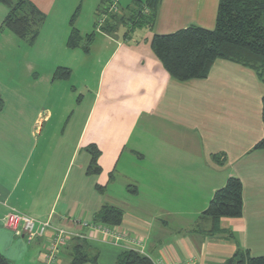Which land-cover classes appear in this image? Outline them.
I'll list each match as a JSON object with an SVG mask.
<instances>
[{"label": "crops", "instance_id": "obj_1", "mask_svg": "<svg viewBox=\"0 0 264 264\" xmlns=\"http://www.w3.org/2000/svg\"><path fill=\"white\" fill-rule=\"evenodd\" d=\"M29 1L45 17L35 41L0 31L11 45L0 48V253L10 264H40L45 242L4 226L12 208L77 234L56 264H70L80 243L84 264H115L135 249L152 264L263 255L264 150L253 149L264 135L263 80L216 59L206 77L179 81L150 46L154 34L213 30L219 0H160L152 27L129 30L96 26L102 0ZM116 1L119 17L134 2ZM74 10L82 41L69 48ZM7 12L0 4V24ZM58 69L69 75L55 78ZM90 145L97 174L87 172ZM228 177L242 184V212L214 223L203 212ZM103 205L121 210L120 224L94 221Z\"/></svg>", "mask_w": 264, "mask_h": 264}, {"label": "trees", "instance_id": "obj_2", "mask_svg": "<svg viewBox=\"0 0 264 264\" xmlns=\"http://www.w3.org/2000/svg\"><path fill=\"white\" fill-rule=\"evenodd\" d=\"M104 7L98 12L103 17L95 22L96 26H116L121 23L129 30L131 28L152 27L160 0H134L132 5L125 8L122 16L117 12H109L111 0H102ZM0 4L7 7L8 12L0 31L7 29L17 37L32 44L38 36L39 29L44 22V14L29 0H0ZM77 10L73 13L69 25L70 34L67 46L74 48L80 45L82 37L74 26ZM95 26V27H96ZM93 33L84 38V50H88V43ZM154 54L160 60L169 75L179 81L204 78L207 76L216 59L230 60L252 69L264 82V0H219L216 22L213 30L200 27H187L168 34H154L150 41ZM55 78H66L69 71L58 69ZM0 102V108H1ZM261 118L264 130V96L262 97ZM254 150H264V135L253 146ZM90 164L88 174H97L100 167L97 163L99 150L90 145ZM242 212V184L236 177H228L223 187L217 189L210 199L203 216L214 223L222 217H238ZM120 209L103 205L94 215V221L106 224H120L122 221ZM218 230L217 226L212 232ZM90 258L85 252L83 244L73 247L70 264H84ZM95 263V259H91ZM0 264L10 262L0 253ZM115 264H152L147 255L136 250L120 253ZM223 264H264V254L251 256L247 251L238 250Z\"/></svg>", "mask_w": 264, "mask_h": 264}, {"label": "built area", "instance_id": "obj_3", "mask_svg": "<svg viewBox=\"0 0 264 264\" xmlns=\"http://www.w3.org/2000/svg\"><path fill=\"white\" fill-rule=\"evenodd\" d=\"M118 9L117 1L111 0V3L109 4V12H117ZM103 19V17L99 18V24ZM81 223L83 226L89 228L96 227L104 233L109 232L108 229H104L101 226H95L92 222L82 221ZM3 224L15 234L25 235L29 240L44 238V253L40 264H56L61 249L69 243V240L72 237L77 235L63 227L51 224L49 220L38 221L28 214L17 211L13 208L3 217ZM135 250L143 255H147L142 249ZM172 264H196V262L189 259L185 262Z\"/></svg>", "mask_w": 264, "mask_h": 264}, {"label": "rangeland", "instance_id": "obj_4", "mask_svg": "<svg viewBox=\"0 0 264 264\" xmlns=\"http://www.w3.org/2000/svg\"><path fill=\"white\" fill-rule=\"evenodd\" d=\"M80 4H81V3H80ZM2 5H3V4H2ZM118 6H119V5H118ZM4 7H6V6L4 5ZM76 8H77V7H76ZM122 10H124V9H122ZM74 11H75V10H74ZM73 13H74V12H73ZM73 13H72L71 16H70V19H71ZM70 19H69V21H70ZM69 21H68V22H69ZM4 30L6 31L7 29H4ZM0 48H1L2 50H5V49H8V50H9V49L11 48V45H10L9 42H6V44L0 42ZM12 56H13V58H14L15 60H17V58H19V57L22 56V54L20 53V51L15 50V51H13ZM14 59H13V60H14Z\"/></svg>", "mask_w": 264, "mask_h": 264}]
</instances>
